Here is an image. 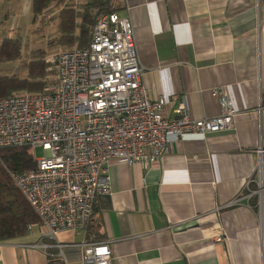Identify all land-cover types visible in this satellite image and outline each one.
Segmentation results:
<instances>
[{
  "label": "crops",
  "instance_id": "0c3cea01",
  "mask_svg": "<svg viewBox=\"0 0 264 264\" xmlns=\"http://www.w3.org/2000/svg\"><path fill=\"white\" fill-rule=\"evenodd\" d=\"M31 4L0 0V26L32 13ZM112 7L131 21L141 85L167 100L168 118L179 106L194 119L218 116L212 92L222 89L238 112L235 124L206 136L168 134L148 170L112 162L110 189L97 197L86 233H59L53 243L63 248L47 253L28 247L39 229L0 241V264H82L77 245L98 241L110 242L113 264H264V212L245 189L249 182L256 190L264 174V0H112Z\"/></svg>",
  "mask_w": 264,
  "mask_h": 264
},
{
  "label": "built area",
  "instance_id": "2783aa9c",
  "mask_svg": "<svg viewBox=\"0 0 264 264\" xmlns=\"http://www.w3.org/2000/svg\"><path fill=\"white\" fill-rule=\"evenodd\" d=\"M83 0H74L81 3ZM87 48H72L46 60L54 82L39 93L0 98V149L28 147L32 169L9 172L38 223L37 242L28 245L45 253L62 249L53 243L61 232L88 231L97 197L110 189L112 162L148 170L163 156L167 135L202 136L229 130L237 111L222 89L212 94L220 105L214 118L194 119L184 106L173 119L165 115L164 98H153L141 85L134 28L118 13L102 14L90 27ZM263 90V88H262ZM40 148L43 156L36 158ZM256 207L264 212V174L259 171ZM109 241L82 242V264H113Z\"/></svg>",
  "mask_w": 264,
  "mask_h": 264
},
{
  "label": "trees",
  "instance_id": "16d2710c",
  "mask_svg": "<svg viewBox=\"0 0 264 264\" xmlns=\"http://www.w3.org/2000/svg\"><path fill=\"white\" fill-rule=\"evenodd\" d=\"M51 4L52 7L60 8L57 14L59 36L54 44L69 49L87 48L90 27L100 15L115 12L112 0H89L78 10L81 3H75L74 0H32V14L39 16ZM20 45L18 39L3 38L0 42V64L19 60ZM40 56L35 53L34 60L22 64L27 72L26 78L0 76V98L20 94L18 92L39 93L48 86L44 81L48 64ZM34 166L35 160L28 147L0 149V241L23 237L30 225L38 223V217L9 176V172H23Z\"/></svg>",
  "mask_w": 264,
  "mask_h": 264
},
{
  "label": "rangeland",
  "instance_id": "374dc122",
  "mask_svg": "<svg viewBox=\"0 0 264 264\" xmlns=\"http://www.w3.org/2000/svg\"><path fill=\"white\" fill-rule=\"evenodd\" d=\"M88 1L83 0L81 5L77 7V10L79 8L82 9V6ZM52 6L51 4L50 8L48 7L45 9L39 16H34L29 11L23 10L22 13L13 14L10 21L7 20L8 13L6 18H1L3 22H8L0 26V42L3 38H10L11 40L18 39L21 43V58L15 62L1 64V73L9 77L26 78L27 72L22 67V64L34 60L35 53H39V55H41L40 59L46 63L49 57L69 49L54 44V40L59 36L56 28V20L60 8ZM25 7L28 6L26 5ZM44 81L48 85L54 82V70L50 64H48L47 75ZM33 153L36 158L43 156V152L40 148L35 149Z\"/></svg>",
  "mask_w": 264,
  "mask_h": 264
}]
</instances>
